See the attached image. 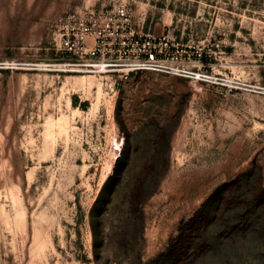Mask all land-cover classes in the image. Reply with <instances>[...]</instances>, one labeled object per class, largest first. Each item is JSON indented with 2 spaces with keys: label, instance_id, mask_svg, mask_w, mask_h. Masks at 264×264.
I'll use <instances>...</instances> for the list:
<instances>
[{
  "label": "rangeland",
  "instance_id": "obj_1",
  "mask_svg": "<svg viewBox=\"0 0 264 264\" xmlns=\"http://www.w3.org/2000/svg\"><path fill=\"white\" fill-rule=\"evenodd\" d=\"M120 2L144 32L171 33L175 67L229 81L55 69L78 58L59 43L67 17ZM125 149L122 187L168 162L144 207L141 264L216 192L264 189V0H0V264H97L91 210ZM113 200L107 233L124 210ZM257 248L241 233L226 263L207 252L192 264H259ZM107 255L129 264L114 242Z\"/></svg>",
  "mask_w": 264,
  "mask_h": 264
},
{
  "label": "trees",
  "instance_id": "obj_2",
  "mask_svg": "<svg viewBox=\"0 0 264 264\" xmlns=\"http://www.w3.org/2000/svg\"><path fill=\"white\" fill-rule=\"evenodd\" d=\"M130 155V150H123L113 175L106 181L91 210L93 254L97 264H109L111 261L107 255L110 242H114L121 254L129 258V264L142 263L139 244L143 240L146 221L144 207L147 200L157 191L168 162L164 159L156 163L154 169L150 168L151 171L130 175L127 186L122 187L118 167L121 163H126ZM150 182L154 183L150 185ZM121 188L124 192L118 193ZM121 193L124 210H121L117 224H109L107 233L104 230L108 224L104 211L110 210L113 199L116 196L121 197ZM224 200L216 192L191 219L180 225L179 234L171 240L167 249L144 264H192L200 254L207 252L213 253L226 263L229 260L228 251L232 241L241 233L257 240L256 254L259 264H264V189L249 191L242 201L232 197L227 198L226 202ZM230 200L232 201L222 216L221 212ZM212 222L215 225L209 232L208 228Z\"/></svg>",
  "mask_w": 264,
  "mask_h": 264
},
{
  "label": "built area",
  "instance_id": "obj_3",
  "mask_svg": "<svg viewBox=\"0 0 264 264\" xmlns=\"http://www.w3.org/2000/svg\"><path fill=\"white\" fill-rule=\"evenodd\" d=\"M142 27L136 25L133 8L125 2L111 9L86 8L81 13L74 12L59 26L58 37L64 53L78 58L54 64V68L117 72L122 78L146 71L177 73L206 82L229 81L228 77H217L215 73L175 67L170 61L175 45L171 33H147Z\"/></svg>",
  "mask_w": 264,
  "mask_h": 264
},
{
  "label": "bare ground",
  "instance_id": "obj_4",
  "mask_svg": "<svg viewBox=\"0 0 264 264\" xmlns=\"http://www.w3.org/2000/svg\"><path fill=\"white\" fill-rule=\"evenodd\" d=\"M119 148L121 149L122 148V144H119ZM119 157V155L117 154V158Z\"/></svg>",
  "mask_w": 264,
  "mask_h": 264
}]
</instances>
